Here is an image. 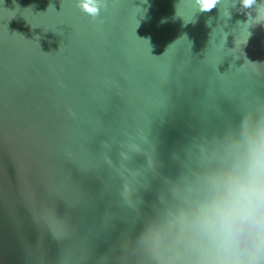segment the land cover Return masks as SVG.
<instances>
[{
  "label": "water",
  "instance_id": "95a60500",
  "mask_svg": "<svg viewBox=\"0 0 264 264\" xmlns=\"http://www.w3.org/2000/svg\"><path fill=\"white\" fill-rule=\"evenodd\" d=\"M77 3L0 0V264H216L191 220L264 128L255 9Z\"/></svg>",
  "mask_w": 264,
  "mask_h": 264
},
{
  "label": "clouds",
  "instance_id": "9594fccd",
  "mask_svg": "<svg viewBox=\"0 0 264 264\" xmlns=\"http://www.w3.org/2000/svg\"><path fill=\"white\" fill-rule=\"evenodd\" d=\"M220 0H195L197 12H210ZM77 7L95 21L106 10L105 0H78ZM235 7V5H234ZM239 9L264 27V3L239 0ZM191 226L216 264H264V128L250 142L247 166L228 175L217 194L200 206Z\"/></svg>",
  "mask_w": 264,
  "mask_h": 264
}]
</instances>
